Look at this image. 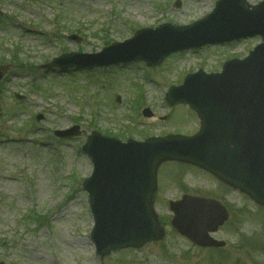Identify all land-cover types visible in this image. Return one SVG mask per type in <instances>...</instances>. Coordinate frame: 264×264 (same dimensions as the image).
Instances as JSON below:
<instances>
[{"label": "rangeland", "instance_id": "rangeland-1", "mask_svg": "<svg viewBox=\"0 0 264 264\" xmlns=\"http://www.w3.org/2000/svg\"><path fill=\"white\" fill-rule=\"evenodd\" d=\"M217 1L0 0V64L9 67L0 83V262L101 264L88 241L93 221L81 185L92 165L80 146L93 131L123 142L173 133L193 136L199 126L197 115L184 105L170 109L165 93L182 85L188 73L218 72L225 61L245 58L260 39L172 56L155 69L134 63L61 72L48 65L66 53H99L107 43L123 42L142 28L165 23L189 26L210 14ZM246 1L256 5L262 0ZM71 35L79 41L70 40ZM143 109L153 117L144 118ZM73 126L80 127L77 138L61 140L54 135ZM176 184L227 205L231 220L216 235L227 243L224 251L239 254L238 249L246 250L250 244L263 247L264 253V209L190 166L170 162L160 168L154 203L163 221L171 219L169 202L182 195ZM237 210L245 211L241 222L235 217ZM36 215L41 217L38 222ZM165 234L161 243L115 253L105 262L216 264L222 258L204 260L169 223ZM257 252L254 258H264ZM222 264L232 262L226 259Z\"/></svg>", "mask_w": 264, "mask_h": 264}, {"label": "water", "instance_id": "water-1", "mask_svg": "<svg viewBox=\"0 0 264 264\" xmlns=\"http://www.w3.org/2000/svg\"><path fill=\"white\" fill-rule=\"evenodd\" d=\"M229 1L219 2L210 17L191 27L141 31L131 41L100 54H70L54 65L94 68L126 62L127 55L156 65L172 51L216 43L218 36L222 42L257 34L264 37V6L240 16L226 11ZM192 30L200 38L189 39L185 45V34ZM226 68L218 78L202 73L191 76L180 89L183 94L178 102L189 104L202 120V132L196 137L127 145L97 134L90 137L85 152L95 172L84 188L90 193L96 223L93 239L100 256L161 239L152 197L157 169L167 159L201 167L264 205V45L245 62H233ZM6 72L7 68H0V81ZM57 135L71 138L77 131ZM171 209L175 213L172 225L179 233L202 247L224 245L208 237L227 218L225 212L220 215L216 202L185 197L171 204Z\"/></svg>", "mask_w": 264, "mask_h": 264}]
</instances>
